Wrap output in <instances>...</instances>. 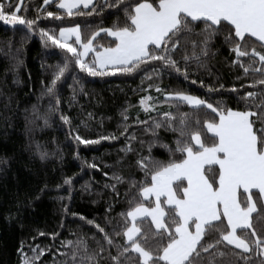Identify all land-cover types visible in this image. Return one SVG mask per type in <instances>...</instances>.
<instances>
[{"label": "snow or ice", "instance_id": "snow-or-ice-1", "mask_svg": "<svg viewBox=\"0 0 264 264\" xmlns=\"http://www.w3.org/2000/svg\"><path fill=\"white\" fill-rule=\"evenodd\" d=\"M44 3L49 4L50 0ZM117 4L122 5L123 22L118 17L112 26L98 27L88 36L80 23L61 27L58 36L40 29L46 47L50 42L65 53L63 63L56 66L45 85L54 101V105L50 101V111H58V84L72 64L89 76L103 77L117 72L130 74L141 65L158 61L162 68L188 79L189 61L204 67L201 57L208 55L211 42L219 36L235 54L233 64L245 74L250 70L259 73L250 86H264V52L256 46L259 42L264 49V0H115L108 7ZM81 6L89 11H83ZM57 7L68 16H91L96 12L94 0H58ZM19 10V5L11 3L6 10L0 0V21L32 31L37 21L18 15ZM46 14L61 19L58 13ZM91 27L84 24L85 30ZM100 33L114 38L109 46L94 43ZM72 37L75 40L68 43ZM177 53L182 54L183 68L175 58ZM243 58H247V63ZM157 71L153 68V72ZM73 80L79 82L76 77ZM156 91L162 90L157 87ZM152 99L147 96L140 100L145 111L155 110L148 103ZM240 100L244 107L233 109L223 101L214 105L184 91L166 92L165 102L176 110L165 111L163 119L153 122L154 140L149 144L148 155H139L135 160L144 179L130 181L126 192L129 208L119 213L123 222L109 233L94 220H87L103 234L107 249L100 241H96L99 250L91 252L83 239L68 241L67 245L72 246L71 264H100L106 250L111 264H238L233 257L247 264L252 257L245 254L264 257V90L247 91ZM182 105H188L190 111H181ZM122 115L126 121L127 115ZM43 119L47 124V116ZM60 119L70 123L66 115L61 114ZM161 128L173 133L171 143L160 137ZM115 138L101 136L90 140L74 136L85 145ZM157 144L167 153L166 160L152 155V147ZM122 151L131 152L132 148L129 145ZM45 156L41 153V159ZM64 183L71 184V178H65ZM114 237H122L123 243ZM113 248L115 254L110 251ZM18 251L23 252V242ZM43 252L41 249L31 259L25 255L22 264H33ZM259 264H264V259Z\"/></svg>", "mask_w": 264, "mask_h": 264}, {"label": "trees", "instance_id": "trees-1", "mask_svg": "<svg viewBox=\"0 0 264 264\" xmlns=\"http://www.w3.org/2000/svg\"><path fill=\"white\" fill-rule=\"evenodd\" d=\"M3 3L6 10L9 3L19 5L18 15L37 22L29 31L23 25L0 21V264H22L25 255L31 259L41 249L43 255L33 264H64V261L71 264L72 246L67 242L78 239L87 242L90 252L99 250L96 241L107 249L103 234L87 220H94L109 233L113 226L123 222L119 213L129 208L126 192L130 181L144 179L135 160L139 155H148L149 144L154 140L153 122L163 119L165 111L176 110L165 102L166 92L184 91L214 105L223 101L233 109H242L241 95L264 90L261 85L250 86L259 73L250 70L245 74L239 65L233 64L235 54L219 36L211 42L208 55L201 57L204 67L189 61L188 79L162 68L158 61L141 65L130 74L117 72L103 77L89 76L72 64L63 82L58 84L61 100L58 111H50L51 97L45 85L56 66L63 63L65 53L50 42L46 47L40 29L58 36L61 27L80 23L88 36L98 27L112 26L118 17L122 23V5L108 7L115 0H94L96 12L91 16H68L57 7L56 0L49 4L44 0H3ZM48 11L58 13L61 19L47 16ZM85 23L92 27L85 30ZM112 40L106 33H100L94 43L106 47ZM256 46L264 52L259 42ZM191 51L189 45V55ZM181 55L177 53L175 58L180 60ZM243 59L247 63V58ZM180 66H185L182 60ZM153 68L158 71L153 72ZM157 87L162 91L157 92ZM147 96L153 98L148 103L155 110L145 111L141 106L140 100ZM51 103L54 105V101ZM180 110L190 111V108L182 105ZM61 114L69 117V124L60 119ZM122 114L127 115L126 121ZM158 131L165 143L172 142L173 133L163 128ZM77 134L90 140L101 136L116 138L85 145L74 139ZM129 145L131 152L122 151ZM41 153H46L44 159ZM152 155L162 160L168 158L158 144L152 147ZM93 164L96 167H90ZM65 178H71V184H65ZM114 239L123 243L122 237ZM22 242L21 253L18 249ZM110 251L115 254L114 248ZM245 255L252 257L247 264H259L264 259ZM102 256L100 264H111L108 250ZM233 259L246 264L238 257Z\"/></svg>", "mask_w": 264, "mask_h": 264}, {"label": "crops", "instance_id": "crops-1", "mask_svg": "<svg viewBox=\"0 0 264 264\" xmlns=\"http://www.w3.org/2000/svg\"><path fill=\"white\" fill-rule=\"evenodd\" d=\"M50 1H55V0H50ZM57 1V3H58V0H56ZM81 8H83V6H81ZM61 10H63V9H61ZM64 11V10H63ZM110 37V36H109ZM110 38H113V37H110ZM114 39V38H113ZM253 39H255V38H253ZM75 40V37H72V38H70L69 39V41H68V43L69 42H71V41H74ZM211 134V133H210ZM212 135V134H211ZM186 183V182H185ZM162 200H164V199H166V198H164V197H162L161 198Z\"/></svg>", "mask_w": 264, "mask_h": 264}, {"label": "rangeland", "instance_id": "rangeland-1", "mask_svg": "<svg viewBox=\"0 0 264 264\" xmlns=\"http://www.w3.org/2000/svg\"><path fill=\"white\" fill-rule=\"evenodd\" d=\"M113 39V38H112ZM69 43H71V42H69ZM210 134V133H209Z\"/></svg>", "mask_w": 264, "mask_h": 264}]
</instances>
